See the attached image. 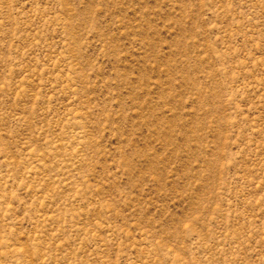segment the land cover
Listing matches in <instances>:
<instances>
[{"label": "rangeland", "instance_id": "obj_1", "mask_svg": "<svg viewBox=\"0 0 264 264\" xmlns=\"http://www.w3.org/2000/svg\"><path fill=\"white\" fill-rule=\"evenodd\" d=\"M0 264H264V0H0Z\"/></svg>", "mask_w": 264, "mask_h": 264}]
</instances>
